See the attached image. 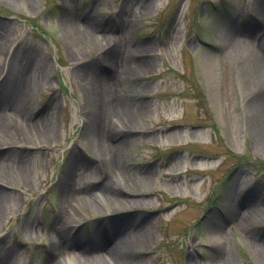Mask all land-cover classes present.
<instances>
[{
    "label": "rangeland",
    "instance_id": "1",
    "mask_svg": "<svg viewBox=\"0 0 264 264\" xmlns=\"http://www.w3.org/2000/svg\"><path fill=\"white\" fill-rule=\"evenodd\" d=\"M73 2L68 9L65 0H34L26 8L21 0H0V128L8 135L0 141V250L14 248L9 264L55 263L60 254L51 252L49 231L59 222L69 231L60 264H100L87 262L84 249L102 239L108 245L126 230L144 243L129 264H262L251 243L264 246V218L247 225L242 218L250 206L264 209V148L256 130L264 96H257L256 76L245 78L247 55L239 62L225 57L233 28L247 31L262 17L253 0ZM76 19L109 44L79 49L68 34ZM15 59L21 66L11 79ZM31 71L40 76L23 109L33 129L49 127L46 139L25 137L6 110ZM114 81V108L100 110L103 85ZM98 126L117 148L120 172L136 184L126 186L118 173L108 177L88 139ZM71 166L69 190L94 187L93 209L64 219ZM97 179L126 204L108 203ZM26 224L33 227L25 231ZM211 235L220 238L219 251Z\"/></svg>",
    "mask_w": 264,
    "mask_h": 264
},
{
    "label": "bare ground",
    "instance_id": "2",
    "mask_svg": "<svg viewBox=\"0 0 264 264\" xmlns=\"http://www.w3.org/2000/svg\"><path fill=\"white\" fill-rule=\"evenodd\" d=\"M26 8H31L34 5V0H21ZM74 0H65V3L68 6V9H71L73 7V2ZM151 1V0H149ZM152 2H149L148 5H150ZM253 5L257 7L259 10V13L262 17L260 19H256L254 21V24L249 23V30H245L242 27H237L233 28L234 29V35H233V44L231 45L230 49L227 51V55L225 57L227 59H236V61L239 62V59L243 57L244 55L246 56V59L248 58L247 61V67L244 69L243 73L245 74V78H248V76H256L259 81L260 88L258 89L257 96H264V34L261 37H256L254 35L255 31H262L264 29V1L262 2L261 0H253ZM150 7H148V10ZM75 19V18H74ZM82 25L80 22L76 19L75 21H69L68 22V34L69 36L74 37V43L79 47L82 46L83 48H89L92 45H101L102 43L109 44L107 39V35L103 34L101 36H97L94 34L93 29L90 25V23H87L85 26L81 27ZM256 27V28H254ZM252 28L254 29L252 30ZM77 36V37H76ZM110 40V39H109ZM117 41V42H116ZM113 40V46H116L120 40ZM112 42V41H111ZM148 47L153 46V42H148L146 44ZM112 46V47H113ZM1 48H5L4 44H0V50ZM263 50V51H262ZM113 53V52H112ZM114 53H116L114 51ZM105 54V55H104ZM103 58L108 65V68H114L113 67V62L111 56L107 55L106 52L103 53ZM243 65V63H242ZM21 63L20 61L17 62L15 59L14 62L9 66V70L7 69V76L11 77V79L15 78V74L17 70L20 68ZM139 69L140 66H137ZM39 74L33 73V71L30 72L29 75L25 79H22V82L19 84V86L16 88V95L14 97L13 103L7 107V111L10 112V114L15 118L17 122H19L20 125V132L21 134H24V136H29L30 134H35L37 137H41L46 139L50 135V130L48 126L42 125L41 128L38 129H33V124L31 123V120L27 116L26 112L23 109V103L26 101L28 92L30 91L29 89L32 88V86L35 85L37 82V79ZM37 78V79H36ZM110 84V85H109ZM115 81L114 84L111 83H104L102 89H106V103H104L100 108L103 109V111H110L114 108V106L110 103L109 101V90L115 86ZM108 96V97H107ZM256 96V94H254ZM111 98V97H110ZM112 103L116 105V103L113 101L111 98ZM213 102L216 104V99L213 96ZM261 107H263V114L261 115V118L259 122L256 124V130L257 134L259 137V140L262 143V146L264 148V98L261 101ZM217 106V105H216ZM98 108V109H99ZM128 120V121H127ZM126 123H129V119H126ZM7 123V121H4V124ZM43 124V123H42ZM121 124H124L121 121ZM39 124H37L38 126ZM125 125V124H124ZM35 131V132H34ZM5 131L0 128V141L3 139L7 138L5 135ZM88 136L92 142V146L94 145V149L97 150V155L100 156L101 159L105 162V165L107 167V173L108 177L112 176H123L124 184L128 187L130 185H134L138 182L137 178H131L128 175H124V173L120 172V168L118 167L117 163V148L115 146H112L107 138L105 139L104 133L102 130L101 126H98L95 129L90 128V131L88 133ZM96 142V145H95ZM75 169L73 170V166L70 167L68 174L66 175V184H64L63 188V197L61 199V204H60V215L63 216L62 218L67 219L71 217V211H73V214L75 216H81L82 212L85 211V214L87 215L88 213L86 211L91 210L92 211V205L90 204V197L92 199V194L95 192L94 187L90 188H85L83 189L80 193H74L72 190H69V182H71V179L75 177ZM150 175L145 174L144 176L141 177V181L144 182H149V177ZM107 179V176H106ZM105 182H101L100 185L102 186V190H100V195L105 198V200L108 203H113V204H118V205H124L127 202L126 200L122 199L120 196H118L117 193H113L112 191H108L106 185L104 184ZM118 192H123L121 189ZM253 205V204H252ZM67 206V207H66ZM1 208V204H0ZM250 212L249 216L244 220L243 222L245 225L248 224L250 221H254L258 217H263L264 218V209L260 210L258 209V206H250ZM235 212H233L234 214ZM241 219V217H240ZM241 220V221H242ZM255 225V223H253ZM77 225H75L76 227ZM33 226L30 224H26L24 226V230L28 231L32 228ZM75 227H72L70 230H74ZM95 231H100L102 230L101 228L95 226ZM79 230L76 231V233ZM134 231V230H126L124 232H120L117 234V232L113 235L112 242L107 245V242L109 240L105 241L102 239L100 241H95L96 246L95 248L92 249H84V252H82V256L86 259L87 262L94 260V262H99L100 264H129L127 263L129 260V256L132 253H135L144 243L138 239L132 240L131 238H128L129 234ZM68 227L63 226L58 223V225H54L51 227L49 231V235L52 239V247H51V252L53 255L56 253H59L58 255V260L55 263L52 264H60L62 262L60 258L62 257V254H64V250L62 248V242L65 241V239L68 236ZM75 233V234H76ZM103 234V232H102ZM101 234V238H102ZM212 234V233H211ZM98 237V236H97ZM211 242L218 244L216 247V251H219L220 249V244L221 240L220 238H217L213 235L210 236ZM102 241V242H101ZM252 244V249H256L255 251V256L257 258V261L259 263H264V246H255ZM14 251L13 247H8L5 249L0 250V264H9V256L12 254ZM64 257V256H63ZM192 261V259H191ZM47 264V263H45ZM50 264V263H48ZM65 264H76V261L71 258L67 259Z\"/></svg>",
    "mask_w": 264,
    "mask_h": 264
}]
</instances>
